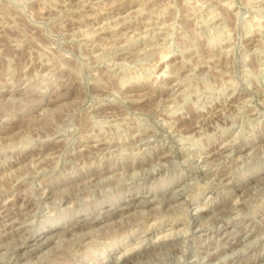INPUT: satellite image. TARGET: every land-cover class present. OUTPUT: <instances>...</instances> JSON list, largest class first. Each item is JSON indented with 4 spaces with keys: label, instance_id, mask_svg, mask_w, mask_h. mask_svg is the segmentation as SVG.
Here are the masks:
<instances>
[{
    "label": "rangeland",
    "instance_id": "rangeland-1",
    "mask_svg": "<svg viewBox=\"0 0 264 264\" xmlns=\"http://www.w3.org/2000/svg\"><path fill=\"white\" fill-rule=\"evenodd\" d=\"M120 263L264 264V0H0V264Z\"/></svg>",
    "mask_w": 264,
    "mask_h": 264
},
{
    "label": "bare ground",
    "instance_id": "bare-ground-1",
    "mask_svg": "<svg viewBox=\"0 0 264 264\" xmlns=\"http://www.w3.org/2000/svg\"><path fill=\"white\" fill-rule=\"evenodd\" d=\"M106 1V0H105ZM81 4V3H80ZM135 9V8H134ZM137 9V8H136ZM114 120V119H113ZM94 151V150H93ZM46 157V156H45ZM36 165V164H35ZM228 181V180H227ZM126 204V203H125ZM124 204V205H125ZM128 207V205H126V207L124 206V208H127ZM116 212L115 211H109L108 213H107V215L106 216H109V215H113V214H115ZM105 215V214H104ZM161 220V219H160ZM89 222H92V223H95L96 221H85V222H83V224H76L75 226H73V227H70L68 230H73V229H77L78 230V228H81L82 226H84V225H87V224H89ZM67 228V227H66ZM67 231V230H66ZM173 231V230H172ZM218 231V230H217ZM65 232V231H64ZM166 232V231H165ZM71 233H73V232H71ZM75 234V233H74ZM45 241V240H44ZM30 253V252H29ZM159 255V254H158ZM119 259V258H118ZM124 261H126L125 259H122V262L121 263H123ZM120 263V264H121Z\"/></svg>",
    "mask_w": 264,
    "mask_h": 264
}]
</instances>
